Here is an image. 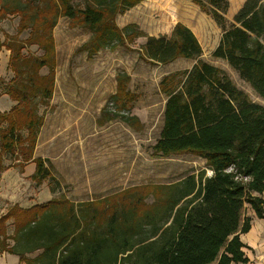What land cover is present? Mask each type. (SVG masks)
<instances>
[{
  "label": "trees",
  "instance_id": "1",
  "mask_svg": "<svg viewBox=\"0 0 264 264\" xmlns=\"http://www.w3.org/2000/svg\"><path fill=\"white\" fill-rule=\"evenodd\" d=\"M142 1L0 0V23L18 17L16 35L0 38V52L9 51L13 74L5 95L14 103L0 111V173L33 164L32 181L50 177L34 150L43 125L39 108L48 105L54 90L53 30L60 18L70 29L90 34L78 49L89 60L101 50L130 49L144 38L137 52L146 63L193 62L159 82L165 103L151 155L195 156L205 169L170 184L142 185L91 202L64 198L29 208L13 205L0 216V255L16 256L22 264L248 262L240 240L251 227L247 209L264 219V106L251 101L224 70L202 60V47L185 25L177 23L169 35L159 36L145 34L136 24L119 27L117 16ZM190 1L221 30L212 57L264 100V0H245L231 23L224 16L228 0ZM25 31L28 38L22 42L18 37ZM27 44L42 55L22 54ZM43 68L46 75L40 74ZM115 81L114 108L103 111L105 121L118 119L141 131L139 119L130 115L137 100L128 89L130 77L120 72ZM6 157L12 162L8 166Z\"/></svg>",
  "mask_w": 264,
  "mask_h": 264
},
{
  "label": "rangeland",
  "instance_id": "2",
  "mask_svg": "<svg viewBox=\"0 0 264 264\" xmlns=\"http://www.w3.org/2000/svg\"><path fill=\"white\" fill-rule=\"evenodd\" d=\"M34 1V0H33ZM245 0H228L225 18L233 16ZM80 0H75V4ZM119 27L136 24L150 36L169 35L175 24L188 27L202 47V60L224 70L249 99L264 106L250 87L222 61L212 57L221 35L209 15L190 0H143L136 7L118 15ZM17 16L0 23V38L15 36ZM19 40L25 42L28 31ZM90 38L82 29H70L60 18L53 30L55 44L54 90L47 106H40L43 125L39 131L34 157L44 160L49 178L37 183L30 179L34 165L23 170L9 168L0 173V216L13 205L29 208L51 199H67L74 204L103 199L124 190L147 184H170L205 169L204 161L191 155L169 158L152 157L151 146L159 136L165 97L159 91L161 78L168 73L189 69L193 62L176 60L168 65L144 62L138 48L144 38L135 40L130 49L117 47L99 51L92 59L78 49ZM22 54L40 57L35 45H26ZM9 51L0 52V111L14 103L5 95L13 74L8 70ZM124 72L130 77L128 89L137 96L130 111L142 124L134 131L121 120L106 122L103 111L112 112L110 97L115 93V77ZM47 68L40 70L41 75ZM6 157L4 164L10 165ZM32 168V171H30ZM211 171L206 170V176ZM151 202V198L147 203ZM250 211L247 209L246 213ZM8 234L12 225L7 223ZM11 244V243H10ZM0 264H22L16 256L0 255Z\"/></svg>",
  "mask_w": 264,
  "mask_h": 264
},
{
  "label": "crops",
  "instance_id": "3",
  "mask_svg": "<svg viewBox=\"0 0 264 264\" xmlns=\"http://www.w3.org/2000/svg\"><path fill=\"white\" fill-rule=\"evenodd\" d=\"M246 216L252 219L250 230L240 235L241 242L246 246L243 249L248 259L246 264H264V219L255 218L251 211Z\"/></svg>",
  "mask_w": 264,
  "mask_h": 264
}]
</instances>
